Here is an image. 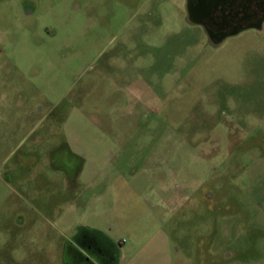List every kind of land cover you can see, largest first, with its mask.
<instances>
[{"label":"rangeland","instance_id":"rangeland-1","mask_svg":"<svg viewBox=\"0 0 264 264\" xmlns=\"http://www.w3.org/2000/svg\"><path fill=\"white\" fill-rule=\"evenodd\" d=\"M84 232L119 264H264V27L213 46L179 0H0V264Z\"/></svg>","mask_w":264,"mask_h":264},{"label":"flooded vegetation","instance_id":"flooded-vegetation-1","mask_svg":"<svg viewBox=\"0 0 264 264\" xmlns=\"http://www.w3.org/2000/svg\"><path fill=\"white\" fill-rule=\"evenodd\" d=\"M179 5L186 23L213 46L264 27V0H179ZM86 233L68 243L64 264H114L117 250L100 236Z\"/></svg>","mask_w":264,"mask_h":264},{"label":"crops","instance_id":"crops-1","mask_svg":"<svg viewBox=\"0 0 264 264\" xmlns=\"http://www.w3.org/2000/svg\"><path fill=\"white\" fill-rule=\"evenodd\" d=\"M119 261H120V254L117 256L116 262L114 264H119Z\"/></svg>","mask_w":264,"mask_h":264}]
</instances>
